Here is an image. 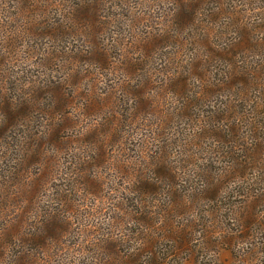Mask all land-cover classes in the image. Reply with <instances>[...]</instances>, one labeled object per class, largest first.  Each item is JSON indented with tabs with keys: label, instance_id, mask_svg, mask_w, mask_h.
Here are the masks:
<instances>
[{
	"label": "rangeland",
	"instance_id": "obj_1",
	"mask_svg": "<svg viewBox=\"0 0 264 264\" xmlns=\"http://www.w3.org/2000/svg\"><path fill=\"white\" fill-rule=\"evenodd\" d=\"M0 264H264V0H0Z\"/></svg>",
	"mask_w": 264,
	"mask_h": 264
},
{
	"label": "trees",
	"instance_id": "obj_2",
	"mask_svg": "<svg viewBox=\"0 0 264 264\" xmlns=\"http://www.w3.org/2000/svg\"><path fill=\"white\" fill-rule=\"evenodd\" d=\"M1 111V110H0Z\"/></svg>",
	"mask_w": 264,
	"mask_h": 264
}]
</instances>
